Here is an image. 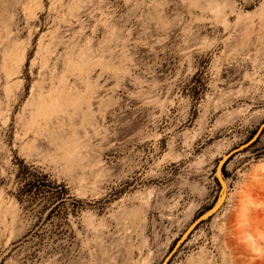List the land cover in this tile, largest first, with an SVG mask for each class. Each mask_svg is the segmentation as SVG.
I'll return each instance as SVG.
<instances>
[{"label": "rangeland", "instance_id": "obj_1", "mask_svg": "<svg viewBox=\"0 0 264 264\" xmlns=\"http://www.w3.org/2000/svg\"><path fill=\"white\" fill-rule=\"evenodd\" d=\"M263 124L264 0H0V264H264Z\"/></svg>", "mask_w": 264, "mask_h": 264}, {"label": "trees", "instance_id": "obj_2", "mask_svg": "<svg viewBox=\"0 0 264 264\" xmlns=\"http://www.w3.org/2000/svg\"><path fill=\"white\" fill-rule=\"evenodd\" d=\"M257 141V140H256ZM256 141L254 142V143H256ZM253 145V144H252ZM31 167H29V166H27V165H23L22 166V168H21V170L19 171V176H21V178L23 179V180H26L28 177H29V175L31 174ZM36 183V181L35 182H32L31 180L30 181H27L26 183H25V185L26 186H30V187H32V185H34Z\"/></svg>", "mask_w": 264, "mask_h": 264}, {"label": "water", "instance_id": "obj_3", "mask_svg": "<svg viewBox=\"0 0 264 264\" xmlns=\"http://www.w3.org/2000/svg\"><path fill=\"white\" fill-rule=\"evenodd\" d=\"M262 126L264 127V124H263ZM254 139H255V138H254ZM254 139H253V140H254ZM253 140H252V141H253ZM246 145H247V144H245V146H246ZM214 207H215V206H214ZM214 207H213L212 209H210V210H213ZM216 210H217V209H214V210L212 211V213H210L209 215H206V213L209 211V210H208L205 214L201 215V216L196 220V222L199 223L201 220H203V219L209 217L210 215H212Z\"/></svg>", "mask_w": 264, "mask_h": 264}]
</instances>
